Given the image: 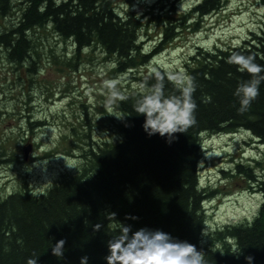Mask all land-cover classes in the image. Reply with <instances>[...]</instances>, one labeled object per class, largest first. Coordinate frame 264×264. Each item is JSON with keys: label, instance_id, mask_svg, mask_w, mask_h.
<instances>
[{"label": "trees", "instance_id": "16d2710c", "mask_svg": "<svg viewBox=\"0 0 264 264\" xmlns=\"http://www.w3.org/2000/svg\"><path fill=\"white\" fill-rule=\"evenodd\" d=\"M185 1L157 0L139 12L141 0H0V55L36 75L37 43L50 32L74 47L67 67L76 68L84 53L99 49L112 61L115 77L133 75L139 85L149 74L141 69L185 31L199 33L205 19L226 10L231 0H198L182 12ZM258 2L264 7V0ZM149 26H159L162 34L147 52L142 34ZM235 46L198 47L186 61L183 71L197 84V123L175 134L178 139L171 144L159 135L149 138L144 133L143 117L133 110L140 90H130L125 93L129 99L114 104L118 114L127 115L124 120L110 118L114 139L95 144L88 135L87 147L74 151L79 155L77 170L63 173L44 193L25 186L2 200L0 264H26L33 254L39 256L38 264H80L85 255L89 264H106V241L113 234L112 223L118 221L131 224L133 230L160 228L198 249L203 247L208 264H247V255L254 256V264H264V178L251 164L250 169L239 165V170L250 179V189L263 197L256 217L201 236L206 231L204 204L209 198L200 185L203 136L244 132L264 145V84L249 110L239 113L233 92L248 74L225 62ZM236 50H250L258 63H264V23ZM171 91L166 82V92ZM88 127L92 130L90 122ZM9 156L0 148V166L17 161ZM112 212L118 221L107 219ZM126 215L139 219L125 220ZM97 223L102 228L94 231ZM59 239H66L63 259L53 256L49 248L51 241ZM236 248L241 250L238 259L233 254Z\"/></svg>", "mask_w": 264, "mask_h": 264}, {"label": "rangeland", "instance_id": "374dc122", "mask_svg": "<svg viewBox=\"0 0 264 264\" xmlns=\"http://www.w3.org/2000/svg\"><path fill=\"white\" fill-rule=\"evenodd\" d=\"M195 1L186 0L181 11H187ZM141 2L139 12L157 0ZM263 23L264 7L258 0H231L226 10L205 19L199 33L185 31L139 72L148 73L151 67L184 70L198 47L241 44ZM161 34L159 26L147 27L142 34L147 52L156 46ZM37 45L40 56L35 60L36 75L0 55V148L17 160L0 166V202L25 186L36 194L44 193L63 173L77 170L79 155L74 151L87 147L88 135L95 144L114 139L110 118L120 119L112 115L118 113L114 105L111 110L104 106L108 93L104 81H118L117 90L124 94L139 89L138 82L131 79L133 75L115 77L112 61H107L99 49L84 53L78 66L70 68L65 65L73 57L70 43L49 32ZM203 145L200 185L209 194L204 204L209 237L229 226L249 223L258 214L263 197L250 189V179L239 165L250 169L251 164L264 178V145L244 132L205 136ZM29 146L32 150L26 159ZM207 153L216 155L207 157Z\"/></svg>", "mask_w": 264, "mask_h": 264}, {"label": "clouds", "instance_id": "9594fccd", "mask_svg": "<svg viewBox=\"0 0 264 264\" xmlns=\"http://www.w3.org/2000/svg\"><path fill=\"white\" fill-rule=\"evenodd\" d=\"M234 50L226 57L225 62L234 65L237 72L247 73L248 78L238 81L233 95L237 98L241 114L248 111L253 102L260 95L261 85L264 84V63L257 62V55L250 50ZM148 76L139 83V94L135 98L133 110L136 116L143 117L142 129L150 138L159 135L166 143L171 144L178 139L177 133H185L197 123V103L194 93L197 90L195 78L183 70L161 72L155 67L148 70ZM150 80L154 82L149 83ZM166 82L171 84L173 91L166 92ZM118 81L106 80L104 87L108 90L104 106L109 110L117 101L129 99L123 92L117 90ZM117 119L124 120L127 115L113 113ZM130 126V125H126ZM54 132L55 129H50ZM213 157L215 153L205 154ZM109 221L116 220V213H108ZM139 217L126 215L125 220H138ZM102 225H94V231H99ZM113 234L106 241V264H208L203 247L198 249L196 244L180 239L160 228L140 227L133 230L131 224L121 221L112 223ZM202 237H207L202 231ZM203 239L201 244H203ZM66 239H59L54 244L51 241L53 256L63 259ZM238 259L241 250L234 249ZM39 256L33 254L26 264H38ZM247 264H254V256L244 257ZM80 264H89V257L83 256Z\"/></svg>", "mask_w": 264, "mask_h": 264}, {"label": "water", "instance_id": "95a60500", "mask_svg": "<svg viewBox=\"0 0 264 264\" xmlns=\"http://www.w3.org/2000/svg\"><path fill=\"white\" fill-rule=\"evenodd\" d=\"M31 150H32V146H29L26 148L25 150V156H26V159H28L30 153H31Z\"/></svg>", "mask_w": 264, "mask_h": 264}, {"label": "bare ground", "instance_id": "6f19581e", "mask_svg": "<svg viewBox=\"0 0 264 264\" xmlns=\"http://www.w3.org/2000/svg\"><path fill=\"white\" fill-rule=\"evenodd\" d=\"M196 2V1H195ZM35 33V32H34ZM7 57V56H6ZM204 137V136H203ZM202 143H203V141H202ZM203 147H204V145H203ZM211 231V230H210Z\"/></svg>", "mask_w": 264, "mask_h": 264}]
</instances>
